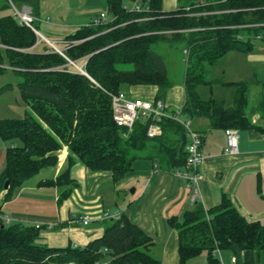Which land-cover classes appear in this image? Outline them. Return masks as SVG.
<instances>
[{
	"label": "trees",
	"instance_id": "trees-1",
	"mask_svg": "<svg viewBox=\"0 0 264 264\" xmlns=\"http://www.w3.org/2000/svg\"><path fill=\"white\" fill-rule=\"evenodd\" d=\"M10 1L29 5L39 17L40 0H0V11ZM163 3L143 0L144 11L137 12L123 0H107L108 15L114 20L100 26L92 23L68 36L65 56L46 43L45 50L35 52L36 33L20 26L12 15L0 16V74L12 71L18 77L16 87L33 112L18 120H0V139L6 148L0 172L3 203L12 201L42 170L57 166L64 147L69 151L65 170L38 183L59 189V206L76 187L71 171L78 161L92 172H111L115 183L141 159L168 170L185 168L188 137L180 122L161 119L163 135L149 138L152 120L140 118L130 131L113 117L112 97L125 92V87L156 86L155 101L165 102L174 82L165 58L157 52L162 43L189 47L184 119H208L215 130L264 134V126L248 115L251 80H214L235 90L233 106L212 95L205 98L201 91L212 92L214 82L206 80L207 68L217 66L230 52L252 53L256 39L264 42V0H206L204 6L193 0L189 11L180 5L173 12H165ZM144 18L149 20H140ZM69 61H87L89 77ZM254 110L264 118V87ZM106 220L103 235L83 247H49L40 243L44 226L0 220V264H162L151 253L153 239L127 214ZM170 223L179 236V264L203 255L207 264H222L217 255L225 250L236 264H243L245 251H264V225L249 222L227 196L210 209L196 203L194 210Z\"/></svg>",
	"mask_w": 264,
	"mask_h": 264
},
{
	"label": "crops",
	"instance_id": "crops-1",
	"mask_svg": "<svg viewBox=\"0 0 264 264\" xmlns=\"http://www.w3.org/2000/svg\"><path fill=\"white\" fill-rule=\"evenodd\" d=\"M205 2L206 0H200V3ZM180 4L181 0H164V11H176ZM89 25L90 23L85 26ZM45 43L49 45L55 42L41 33L34 51L40 46L46 47ZM263 48L261 51L254 49L250 54L236 53L243 54L240 56L244 57L233 55L236 67L241 70V78L225 81L224 75L228 72L220 70V75L217 72L214 80L222 79L224 83L251 80L254 85H258V71L264 70ZM227 56L230 55L227 54L222 60H227ZM203 90L202 88L201 91ZM124 91L133 98L155 101L158 88L139 85L125 87ZM262 92L263 87L260 96ZM209 93L224 100L227 106H232L235 96L232 87L214 82L212 92ZM185 102L184 82L178 83L168 92L165 104L172 113L181 110ZM257 117L253 118L254 122H263L261 125L264 126V118ZM191 120L194 129L203 137L204 161L200 167L202 179L196 203L210 209L219 205L227 196L249 222H260L264 225V134L256 130L239 131L238 153L232 155L226 153L227 130L212 129L210 120L205 118ZM68 156V148L64 147L59 153L58 169L54 171L51 179L64 171ZM177 171L179 170L163 168L150 159H141L134 163L133 170L124 179L115 183L111 172H92L78 161L71 171L76 187L61 206L58 205V188L38 186L40 181L46 180L44 178L36 185L27 183L10 202L3 203L4 194L0 193L1 216L11 224L44 226L40 240L43 245L83 247L103 235L106 215L113 218L117 213L127 214L133 224L140 226L153 239L151 253L162 264H179V236L170 220L181 218L186 211L194 210L196 203H192L191 192L177 177ZM83 218L89 220L88 225L82 223ZM217 256L222 264H236L230 251H221ZM199 258L187 264H207V255ZM243 264H264V251H245Z\"/></svg>",
	"mask_w": 264,
	"mask_h": 264
},
{
	"label": "rangeland",
	"instance_id": "rangeland-1",
	"mask_svg": "<svg viewBox=\"0 0 264 264\" xmlns=\"http://www.w3.org/2000/svg\"><path fill=\"white\" fill-rule=\"evenodd\" d=\"M125 6L130 10L136 9V7H141L143 0H123ZM192 0H181V6H191ZM40 15L35 22V26L41 36L44 34L51 41H54V45L57 49L64 50L66 45L64 44L67 37L75 34L76 31L94 22L100 15H108V4L107 0H40ZM3 15H13V9L9 6L5 11H0V16ZM108 21H112L111 17L108 15ZM256 51H261L264 47V42L258 41L257 39L253 41ZM45 46H40L35 52H42L45 50ZM189 47L182 43H177L171 46L168 43H162L157 47V52L161 54L166 61L169 76L174 82V85L178 83H183L185 79V74L188 68L187 59L188 55L185 54V50ZM264 49V48H263ZM239 52H231L227 60H221L219 64L215 67L207 68L206 80L214 82L215 77L218 75L219 71H227V75H224L225 81L227 80H237L232 78H241V70L236 67V61L232 57ZM238 60V58H236ZM78 65H83L79 62ZM220 75V73H219ZM222 76V75H221ZM257 80L260 84L250 86L249 90V100L250 104L248 107V115L255 117L257 119L261 115L254 110L260 100V92L262 87H264V70L258 71ZM222 80V79H220ZM217 79V81H220ZM240 80V79H239ZM245 80V79H244ZM223 81V80H222ZM19 82L18 77L12 72L7 71L0 74V120H18L26 116L27 113H32V110L24 102L20 96L17 83ZM12 84L13 88H6V86ZM262 85V86H261ZM203 96L205 98L210 96L209 89L203 88ZM225 96L228 95L226 92ZM227 101L229 98L226 96ZM233 106V102H232ZM263 119V118H262ZM263 122H261L262 124ZM5 158V146L0 139V170L3 167ZM58 169L57 166L48 167L40 174L28 181V184H37L41 179H51L53 178V173ZM65 170V169H64ZM1 197V196H0ZM50 203V202H49ZM111 210V209H110ZM202 257V256H201ZM201 259V258H199ZM109 261H104L103 264H108Z\"/></svg>",
	"mask_w": 264,
	"mask_h": 264
},
{
	"label": "built area",
	"instance_id": "built-area-1",
	"mask_svg": "<svg viewBox=\"0 0 264 264\" xmlns=\"http://www.w3.org/2000/svg\"><path fill=\"white\" fill-rule=\"evenodd\" d=\"M200 5L204 6L205 3H200ZM10 6L13 9V18L20 24L22 27L30 28L34 31L38 36L40 35L35 22L37 17H35L32 7L29 5H16L12 1H10ZM188 11L191 7L186 8ZM137 12H143L142 7H136L134 9ZM208 14V13H204ZM192 15H201V14H192ZM108 15L102 14L99 18H97L92 25L100 26L109 23ZM114 20V19H113ZM112 20V21H113ZM141 21H148L149 18L140 19ZM168 32H164L166 34ZM49 45L58 53L64 55V51H58L53 43H49ZM185 54L189 55V51L185 50ZM69 64L72 65L75 69H77L82 75L87 77L88 74L85 72V67L87 61L83 65H78L77 62L69 61ZM112 107H113V117L114 121L120 127H125L128 130H132L135 123L140 119H150L153 123L149 126L147 135L149 138H157L163 135V129L160 125V121L163 118H171L177 122H180L181 125L185 128L188 144L186 147L187 151V163L183 170H179L176 172L177 177H179L187 186V188L191 192V201L192 203H196L198 201V197L200 195L199 184L202 179V175L200 173V167L204 161V155L202 151L203 147V137L199 132H197L193 127V122L191 119H184L182 117L181 110L170 113L168 111V107L163 101H146L142 99H137L128 96L125 92H121L118 95H114L112 97ZM240 134L239 130L229 129L227 130V140H228V148L226 153L229 154H237L238 153V145H239ZM117 217L120 215L117 213ZM110 218V216L106 215V219ZM0 220H4L6 223H9L7 219L0 215ZM82 223L84 225L89 224V220L87 218H83ZM40 227V226H37Z\"/></svg>",
	"mask_w": 264,
	"mask_h": 264
},
{
	"label": "water",
	"instance_id": "water-1",
	"mask_svg": "<svg viewBox=\"0 0 264 264\" xmlns=\"http://www.w3.org/2000/svg\"><path fill=\"white\" fill-rule=\"evenodd\" d=\"M58 51H59V50H58ZM8 187H9V182H6V184H5V189L7 190Z\"/></svg>",
	"mask_w": 264,
	"mask_h": 264
}]
</instances>
